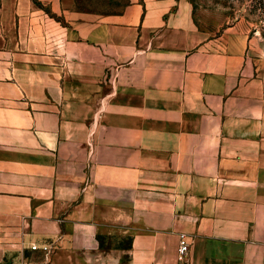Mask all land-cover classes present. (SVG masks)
I'll return each mask as SVG.
<instances>
[{"label":"crops","instance_id":"obj_1","mask_svg":"<svg viewBox=\"0 0 264 264\" xmlns=\"http://www.w3.org/2000/svg\"><path fill=\"white\" fill-rule=\"evenodd\" d=\"M193 10L0 0V264H262L264 51Z\"/></svg>","mask_w":264,"mask_h":264},{"label":"rangeland","instance_id":"obj_2","mask_svg":"<svg viewBox=\"0 0 264 264\" xmlns=\"http://www.w3.org/2000/svg\"><path fill=\"white\" fill-rule=\"evenodd\" d=\"M132 0H74V8L91 14H116ZM198 29L213 34L241 22L251 30L252 53L264 51V0H188ZM48 261V258H44Z\"/></svg>","mask_w":264,"mask_h":264},{"label":"built area","instance_id":"obj_3","mask_svg":"<svg viewBox=\"0 0 264 264\" xmlns=\"http://www.w3.org/2000/svg\"><path fill=\"white\" fill-rule=\"evenodd\" d=\"M190 249V243L186 237V235H181L179 239V249H178V255L180 259H183L189 252ZM31 251H42L45 253V257L48 258L52 248L50 245H38V244H33L30 247ZM22 264H28V263H22ZM262 264H264V254L262 257Z\"/></svg>","mask_w":264,"mask_h":264}]
</instances>
